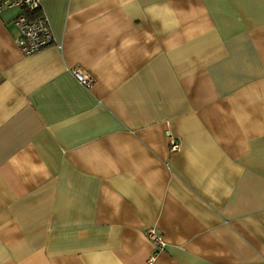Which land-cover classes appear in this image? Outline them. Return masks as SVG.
<instances>
[{"label":"crops","instance_id":"1","mask_svg":"<svg viewBox=\"0 0 264 264\" xmlns=\"http://www.w3.org/2000/svg\"><path fill=\"white\" fill-rule=\"evenodd\" d=\"M44 10L32 54L0 13V264H264V0Z\"/></svg>","mask_w":264,"mask_h":264},{"label":"built area","instance_id":"2","mask_svg":"<svg viewBox=\"0 0 264 264\" xmlns=\"http://www.w3.org/2000/svg\"><path fill=\"white\" fill-rule=\"evenodd\" d=\"M19 7L20 14L14 19L19 35L16 42L24 54H32L41 51L56 42L50 18L44 10V0H0V13L5 9ZM72 74L86 87L91 85L92 79L81 68H73ZM170 145L172 151L180 149L179 140L171 133ZM147 234L160 247L166 243L162 235L155 229H148ZM155 255L150 258L148 264H153Z\"/></svg>","mask_w":264,"mask_h":264}]
</instances>
